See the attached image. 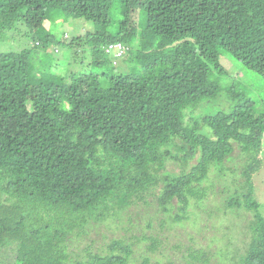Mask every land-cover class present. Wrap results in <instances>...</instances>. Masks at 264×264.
<instances>
[{"label":"trees","instance_id":"obj_1","mask_svg":"<svg viewBox=\"0 0 264 264\" xmlns=\"http://www.w3.org/2000/svg\"><path fill=\"white\" fill-rule=\"evenodd\" d=\"M59 16L84 18L94 31L68 42L54 32ZM5 31L25 32L47 51L0 52V264H129L133 243L124 239L106 254L86 249V260L70 245L92 220L151 205L150 197L167 214L162 225L189 219L192 200L199 206L208 197L212 168L237 182L227 166L236 149L248 155L244 181L222 205L254 213L237 264H264L253 182L262 165L264 99L222 63L230 54L264 78V0H0ZM118 42L128 47L121 58L106 49ZM65 46L73 57L88 48L92 60L75 70L45 61L49 49ZM221 95L228 109L200 112ZM170 161L181 163L180 173L167 170ZM135 238L150 240L152 252L159 242ZM188 256L209 259L202 249Z\"/></svg>","mask_w":264,"mask_h":264},{"label":"rangeland","instance_id":"obj_2","mask_svg":"<svg viewBox=\"0 0 264 264\" xmlns=\"http://www.w3.org/2000/svg\"><path fill=\"white\" fill-rule=\"evenodd\" d=\"M59 18L53 26L55 28L54 32L58 37H66L68 42H72L77 37H84L88 32L94 31V23L84 18L71 17L67 21H64L62 16H59ZM138 21L139 18L136 17L135 26H139ZM47 26H49L48 23ZM32 41L30 36L25 35V32L21 36L15 35L14 31H5L0 33V52L19 51L30 47L36 51V55L46 53L47 50L45 51L42 47H35ZM82 46H76V54ZM83 50L80 55L73 57V50L69 47H59L56 51L52 47L49 49L50 56L45 57L43 55V57L48 62L53 58L58 59L64 64L65 70L68 66L75 70L83 66L81 61L85 59L92 60L91 51L88 48ZM80 51H82V48ZM222 58V63L225 69L228 70L230 77L239 81V84L252 92V95L257 99H264V78L259 73L248 68L230 54ZM71 60L74 62H71ZM121 62H124V60H121ZM30 93L33 95V88L30 89ZM228 102V98L221 95V99H211L206 101L204 106L202 104L200 112L213 113L222 108L221 105L228 109ZM197 112L199 111L196 110ZM261 144L262 165L253 175V182L255 197L260 201L264 215V138ZM247 161L248 155L236 149L235 160L227 162L229 170L236 169V179H238L236 183L235 178L231 175L232 172L226 171L229 173L227 178L220 180L217 177L216 170L212 168L211 177L205 184L209 186L208 197L199 206L192 200L189 207L190 218L187 220L175 222L169 219L162 225L161 222L167 214L158 212L157 202H154L153 197H150L151 205L139 202L129 206L117 217L99 222L92 220L91 225L87 226L88 232L81 238H76L70 247L75 249V253H79V259L86 260L88 259L86 249H90L89 251L93 253L106 254L109 251L107 246L114 239H124L133 243L134 253L129 264H141L146 258L149 259V264H189V261L190 264H237L242 254L245 253L247 243L251 238V234L247 232V224L253 218L254 213L237 208L227 210L222 202L235 192L236 185L239 182L244 181L242 170ZM190 167L191 164L187 166L188 169ZM181 169V163L179 162L170 161L167 164L169 172L180 173ZM175 210L177 209L175 208ZM152 216L154 220L150 226L148 223ZM143 235L154 236L159 239L154 252L148 248L152 245L150 240L139 242L135 238V236L142 237ZM199 249L208 253L207 263L198 262L188 256L191 250L193 252Z\"/></svg>","mask_w":264,"mask_h":264},{"label":"built area","instance_id":"obj_3","mask_svg":"<svg viewBox=\"0 0 264 264\" xmlns=\"http://www.w3.org/2000/svg\"><path fill=\"white\" fill-rule=\"evenodd\" d=\"M106 49L107 52L113 54L115 58H121L127 53L128 47L124 43L118 42L110 44Z\"/></svg>","mask_w":264,"mask_h":264}]
</instances>
